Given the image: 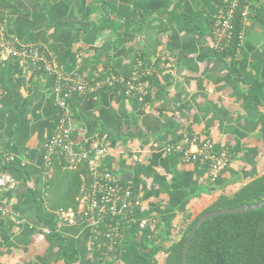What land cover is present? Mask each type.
<instances>
[{
	"label": "crops",
	"instance_id": "obj_1",
	"mask_svg": "<svg viewBox=\"0 0 264 264\" xmlns=\"http://www.w3.org/2000/svg\"><path fill=\"white\" fill-rule=\"evenodd\" d=\"M228 1L0 0L7 32L42 43L68 73L128 76L145 56L152 93L144 101L121 88L75 96L72 137L78 150L106 147L96 160L132 185L141 199L133 218L154 220L164 247L185 219L264 174V0H249L235 63L217 55L211 36L215 11ZM58 113L52 75L0 55V175L8 178L0 264H163L150 229L137 222L125 227L119 258L100 262L91 225L64 222L49 208L43 151ZM183 133L228 147L232 161L219 179L166 150Z\"/></svg>",
	"mask_w": 264,
	"mask_h": 264
},
{
	"label": "built area",
	"instance_id": "obj_2",
	"mask_svg": "<svg viewBox=\"0 0 264 264\" xmlns=\"http://www.w3.org/2000/svg\"><path fill=\"white\" fill-rule=\"evenodd\" d=\"M240 6L242 7L238 54L246 33L249 0H229L225 5L218 7L212 28L213 45L216 49H224L233 40V20ZM0 55L14 58L22 65L42 66L53 77L59 113L53 132L44 145L46 175L52 176L55 160L73 169L87 164L90 180L82 175L78 205L76 208L60 209L58 211L60 218L69 224L88 222L95 235L93 244L99 235L103 234L106 240L104 246L107 247L106 256H112L118 249L126 226L137 222L141 228L154 229L156 225L154 220L142 218L137 221L133 218L132 210L141 205V199L134 195L132 185L124 184L119 174L104 168L96 160L98 155L106 152V147L100 146L89 150L76 148L72 137L73 121L70 106L75 96H92L115 88H121L126 95L144 101L153 91L151 71L144 61L138 59L128 76L109 73L90 78L78 72L68 73L56 56L46 51L42 43L23 42L10 35L3 24H0ZM166 150L180 153L185 162L206 164L212 180L219 179L232 161V153L228 147L217 150L212 140L196 134L183 133L178 141L168 144ZM7 182L6 174H1L0 186H5ZM0 212H5L1 202ZM102 224L106 227L105 232L101 230ZM43 231L46 234L52 232L47 227H44Z\"/></svg>",
	"mask_w": 264,
	"mask_h": 264
},
{
	"label": "trees",
	"instance_id": "obj_3",
	"mask_svg": "<svg viewBox=\"0 0 264 264\" xmlns=\"http://www.w3.org/2000/svg\"><path fill=\"white\" fill-rule=\"evenodd\" d=\"M241 7L236 11L233 20V40L224 49H216L219 57L229 58L234 63L237 59L238 33L241 29ZM138 59L146 64L143 53L139 54ZM101 76L104 74L99 77ZM53 170L49 180L51 187L49 190L53 192L54 189V194L53 197H49V208L57 212L60 209L76 208L77 198L81 195L82 175L84 174L88 181L90 180L87 164L73 169L55 160ZM122 182L129 184L123 178ZM262 200H264V174L249 181L232 195H221L201 214L242 204L252 205ZM201 214L194 219H185L179 230V238H167L170 241L168 247L156 243L154 232L157 230V224L154 229L147 227L153 236L154 254L160 251L165 254L163 264H182L184 241ZM101 230L103 232L106 230L103 224ZM94 236L92 233V240ZM105 241L103 234L95 240L94 249L98 260L103 262L107 259H118L119 248L112 256L105 255L107 251V247L104 246ZM189 264H264V206L239 214H221L206 220L198 228L191 241Z\"/></svg>",
	"mask_w": 264,
	"mask_h": 264
},
{
	"label": "water",
	"instance_id": "obj_4",
	"mask_svg": "<svg viewBox=\"0 0 264 264\" xmlns=\"http://www.w3.org/2000/svg\"><path fill=\"white\" fill-rule=\"evenodd\" d=\"M264 206V200L259 201L255 204H242L239 206L234 207H226L220 209H214L211 211H207L199 216L196 222L192 225L190 232L188 233L185 241H184V248H183V255H182V264H189V247L191 241L198 230V228L208 219L221 215V214H239L246 211H251L255 209H259Z\"/></svg>",
	"mask_w": 264,
	"mask_h": 264
}]
</instances>
